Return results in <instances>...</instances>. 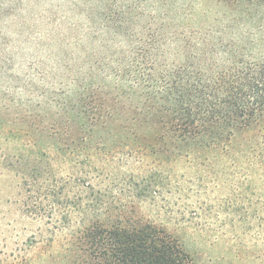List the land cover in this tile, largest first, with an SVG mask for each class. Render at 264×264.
Here are the masks:
<instances>
[{
    "label": "trees",
    "instance_id": "trees-1",
    "mask_svg": "<svg viewBox=\"0 0 264 264\" xmlns=\"http://www.w3.org/2000/svg\"><path fill=\"white\" fill-rule=\"evenodd\" d=\"M242 134L264 154V0H0V143L50 223L0 264H196L139 211L159 185L106 200L102 163Z\"/></svg>",
    "mask_w": 264,
    "mask_h": 264
},
{
    "label": "rangeland",
    "instance_id": "rangeland-1",
    "mask_svg": "<svg viewBox=\"0 0 264 264\" xmlns=\"http://www.w3.org/2000/svg\"><path fill=\"white\" fill-rule=\"evenodd\" d=\"M248 135L242 134L230 147L168 162L131 157L132 167L125 165L124 171L118 165L126 158L106 161L102 163L106 200L114 194L119 197L115 187L122 181L157 184L155 197L140 203L139 211L177 236L196 264H264V154L262 148L251 149L242 140ZM13 153L5 142L0 143L2 259L20 255L28 237L50 228L47 218L40 217L43 211L32 205V192L25 183L28 173L23 163H15Z\"/></svg>",
    "mask_w": 264,
    "mask_h": 264
}]
</instances>
